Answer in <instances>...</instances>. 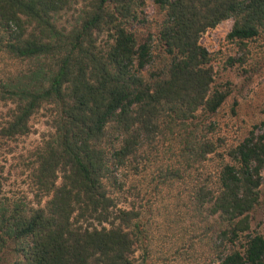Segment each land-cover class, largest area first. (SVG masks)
Segmentation results:
<instances>
[{"label": "trees", "instance_id": "16d2710c", "mask_svg": "<svg viewBox=\"0 0 264 264\" xmlns=\"http://www.w3.org/2000/svg\"><path fill=\"white\" fill-rule=\"evenodd\" d=\"M153 3L161 19L141 38L144 0H0V264L6 253L12 264H150L135 181L148 167L169 187L201 170L188 205L213 218L197 237L212 264H264L249 219L264 120L228 145L199 120L228 96L212 86L201 34L232 19L229 40L257 37L264 0ZM47 105L53 131L25 162L32 198L8 195L12 143Z\"/></svg>", "mask_w": 264, "mask_h": 264}, {"label": "rangeland", "instance_id": "374dc122", "mask_svg": "<svg viewBox=\"0 0 264 264\" xmlns=\"http://www.w3.org/2000/svg\"><path fill=\"white\" fill-rule=\"evenodd\" d=\"M145 27L139 28L138 35L143 38L155 31V20H160L158 7L153 0H144ZM233 20L221 21L201 34L199 43L209 52L213 71L214 88L227 91L228 96L219 109L208 116L200 114L199 120L213 122L211 134L221 137L228 144L241 141L254 125L264 120V32L253 39L232 41L227 38ZM51 107L44 106L31 120L29 135L13 142L14 153L8 154L5 162V186L8 195H27L30 200L29 169L25 162L28 151L41 143L53 131ZM210 134V135H211ZM201 170L193 171L184 181L173 187L162 183V174L154 167L147 173L135 177L136 189L142 203L146 204L143 221L150 232V264H212L208 254L207 242H198L205 227H210L213 218L202 220L194 216L189 207V193L200 176ZM264 177V171L262 172ZM24 192V193H23ZM181 193V198L176 197ZM139 201V199L137 200ZM251 232L264 236V182L259 187V199L249 214ZM208 229V228H207ZM194 237L192 248H188ZM9 254L3 256L1 264H12Z\"/></svg>", "mask_w": 264, "mask_h": 264}]
</instances>
